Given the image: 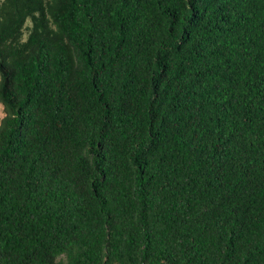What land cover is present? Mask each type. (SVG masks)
<instances>
[{
    "label": "trees",
    "instance_id": "1",
    "mask_svg": "<svg viewBox=\"0 0 264 264\" xmlns=\"http://www.w3.org/2000/svg\"><path fill=\"white\" fill-rule=\"evenodd\" d=\"M0 264H264V0H0Z\"/></svg>",
    "mask_w": 264,
    "mask_h": 264
},
{
    "label": "rangeland",
    "instance_id": "2",
    "mask_svg": "<svg viewBox=\"0 0 264 264\" xmlns=\"http://www.w3.org/2000/svg\"><path fill=\"white\" fill-rule=\"evenodd\" d=\"M4 111H3V106H2V104L0 103V120H1V118L4 116Z\"/></svg>",
    "mask_w": 264,
    "mask_h": 264
}]
</instances>
